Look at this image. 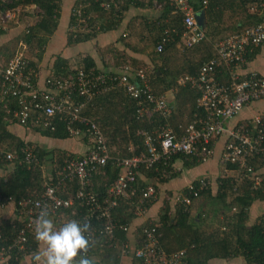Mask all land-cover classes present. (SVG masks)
Here are the masks:
<instances>
[{"label": "built area", "instance_id": "1", "mask_svg": "<svg viewBox=\"0 0 264 264\" xmlns=\"http://www.w3.org/2000/svg\"><path fill=\"white\" fill-rule=\"evenodd\" d=\"M109 1L102 2L100 6L108 9ZM167 2L172 7V13L181 17L183 47L191 48L206 40L205 31L198 26L194 17L197 12L193 8L194 0ZM200 3L205 5L206 0H200ZM22 6L20 0H0L1 31L7 30L9 23L15 25L20 22ZM248 12L257 14L259 21L215 41L212 44L214 54L204 60L194 74L180 75L176 79V86H188L198 92L197 107L204 112L195 113L180 136H176L167 123L172 114V105L164 95L154 93L147 81L146 72L142 69L134 71L132 75L127 73V66L122 72L99 73L93 69H79L66 77L49 74L40 84L38 66H30L22 50H17L5 61L0 68V101L5 103L11 100L15 103L13 118L22 126L32 120L34 125L52 130V119L57 116L63 121L70 138H83L85 149L81 155L63 160L62 166L56 171V176H60L59 181L53 183L49 176L39 196L17 202L16 219L20 222V227L9 243L6 239L1 241L0 264H7L12 253L22 258L34 253V249L27 244L28 235L35 238V223L42 211L49 213L48 218L52 220L56 231L70 220L87 223L89 227L84 235L89 242L99 236L112 238L116 228L128 232L129 226L118 224L113 217L118 200L135 199L134 214L140 217L144 202L156 197V188L152 184L141 188L139 192L135 187L137 169L141 165L148 168L156 162L165 163L178 153L196 157L201 162L211 157L213 143L223 134L225 123L251 102L264 98L262 75L250 71L240 77L236 72L237 67L246 64L249 50L264 44V0L250 4ZM70 16L75 20L70 25L71 30L81 29L86 25L82 4L73 5ZM168 40L167 33L156 45V50L160 51L163 43ZM20 46L24 49V45ZM220 66L228 75L226 82L214 77ZM116 88L122 89L135 101L138 118L149 119L157 115L162 118L163 124L151 131H139L143 137L145 152L116 158V164L122 167V172L108 188L107 196H99L93 189V176L106 165L111 155L102 130L82 110L95 96ZM73 93L79 97L78 100L75 101ZM248 121L229 130L221 158L225 164H236L240 172L257 186L261 184V176L254 169L252 159H264V114H256ZM76 124L83 125L84 128ZM21 152L22 160L27 165L38 164V159L29 146L22 148ZM4 156L8 161L16 157L13 152H6ZM176 171L172 165L168 172L171 174ZM71 183L75 187L69 191L68 185ZM207 186L205 178L196 179L185 190L176 194L173 201L188 210L194 198ZM0 205L4 204L0 202ZM260 217L264 230V213ZM160 236L155 226L147 225L142 228L137 244H131L132 240L119 242V264H124L123 260L130 254L144 264H187L185 250L166 253L160 244Z\"/></svg>", "mask_w": 264, "mask_h": 264}, {"label": "trees", "instance_id": "2", "mask_svg": "<svg viewBox=\"0 0 264 264\" xmlns=\"http://www.w3.org/2000/svg\"><path fill=\"white\" fill-rule=\"evenodd\" d=\"M104 1L108 0L76 1V4H82V14L83 18L86 19V25L81 29L71 30L69 28L66 33L67 45L90 40L100 32L116 28L129 6L143 7L149 4V1L152 2V0H146V3L144 0H110L109 8L104 9L100 6ZM256 1L206 0L205 5L201 4L200 0L194 1V10L201 8L205 10L206 40L191 48L182 47V51L176 52L187 58L183 64L178 66L174 64L175 59H171V53L174 52L175 45L181 41L183 23L179 14L172 13V7L169 6L167 0H156L161 9V14L154 19H142V22L147 23L148 28L153 30L151 37V44H153L152 65H148L149 69L146 71L147 68L144 64L143 66L136 65L133 62L129 64L126 58L120 56L119 60L123 64L119 68L124 69L127 66L132 72L137 69L144 70L153 91L156 94L163 92L175 86L176 79L180 75L194 74L200 64L214 54L211 47L215 41L258 22L260 17L257 14L248 12L249 5ZM20 2L23 6L27 5V9L36 10L37 16L34 22L26 25L22 34L12 40V45L14 49L18 44L24 45V50L26 49L31 56L29 58L24 55L25 58L30 66L37 68L46 43L57 28L61 1L20 0ZM14 4L16 5L17 2ZM74 21L70 17L69 24L75 23ZM2 33L0 30V35ZM167 33L169 40L163 43V48L160 51H157L156 45L162 41ZM7 47L3 45L0 48V55L5 61L12 56V52ZM195 49H202L206 54L199 57V59L187 57L188 52ZM249 54L250 52L246 54V61L249 59ZM70 62L67 58H63L59 54L56 55L50 75L66 77L79 69L83 71L93 69L96 72L105 73L94 68L93 60L89 55H83L78 64ZM243 76L245 74H240V77ZM214 77L221 82L228 80V75L221 66L215 72ZM178 88L177 97L174 98L172 104V114L167 121L176 136L183 133L185 126L192 120L195 113H204L197 107L196 100L199 95L196 90L190 89L188 86H179ZM73 96L75 101L79 99L75 93H73ZM14 107L15 103L11 100L5 103L0 101V166L8 170L5 176H0V202L7 204L12 201L16 209L19 200L39 196L43 191L44 183L49 180V176L52 177L51 181L53 183L59 181L60 176H56V171L62 166L63 160L79 155L60 147L48 149L37 142L24 141L15 136L8 130V126H11V124L19 125L28 130L31 129L34 133L51 139L63 141L70 138L63 121L59 120L57 116L52 119V130L48 127L43 128L42 125H34L32 120H29L26 126H22L13 118L12 110ZM135 111V101L120 88L95 96L82 110L83 114L92 117L102 130L111 155L106 165L93 176V189L99 196H107L108 188L122 172V167L116 164V158L131 157L145 152L143 137L139 131L144 129L151 131L158 125L163 124L162 118L157 115L149 119L138 118ZM247 122L249 121L247 120ZM247 122L245 121V123ZM76 125L84 128L83 125ZM76 139L80 140L81 137ZM25 146L32 149L38 159V164L29 166L22 160L21 150ZM6 152L15 153L16 157L12 161H8L4 156ZM176 161H181L185 167L196 166L201 162L196 157L178 153L165 163L156 162L148 168L141 165L137 169L138 173L135 181L137 191L139 192L141 188L146 187L148 184L155 186L156 182H166L175 176L176 172L169 174L168 171ZM252 162L256 171L264 166V159L260 161L259 157H253ZM226 165L233 169L238 167L236 164ZM44 166L46 167L45 172ZM44 173L47 175L44 176ZM241 176L240 184L237 183L234 177L220 176L218 178L217 196L224 198L227 193L233 196L230 202L232 206L231 213L226 215L222 222L225 227L224 230L220 228L221 226H218L206 234L205 230H199L194 225L189 209L185 210L183 205L175 202L171 205L167 199H164L156 219L147 220L136 227L131 244L138 243L139 234L144 226L153 225L161 234L160 244L163 250L169 253L184 249L187 264H207L211 257L236 255L242 256L247 264H264V230L261 217L259 216V219L250 227L243 226L247 216L246 209L250 203L256 198L264 199V174H260L261 184L257 186H254L250 178L245 177L243 174ZM68 186L70 191L73 190L75 184L71 183ZM241 186L243 188L240 190ZM209 187L208 184L205 189L200 191L199 195L206 193ZM134 201L135 199L118 200V205L113 211V217L118 224H127L130 227L132 223H135L138 216L134 214ZM155 201L156 197L146 200L142 205L143 213ZM18 227H20V222L17 219L0 218V243L4 239L9 243L15 236ZM127 235L128 232L116 228L112 238L106 236L94 238L89 242L88 251L84 252L82 256H77L76 264H79V259L85 257L89 259L90 264H119L117 244L127 240L130 241ZM27 244L34 251H37L39 241L28 235ZM21 260V256L16 257L12 253L7 264H20ZM123 261L124 264H144L142 260L131 254Z\"/></svg>", "mask_w": 264, "mask_h": 264}, {"label": "crops", "instance_id": "3", "mask_svg": "<svg viewBox=\"0 0 264 264\" xmlns=\"http://www.w3.org/2000/svg\"><path fill=\"white\" fill-rule=\"evenodd\" d=\"M60 1L61 9L57 28L47 41L40 63L38 64V80L40 84L45 76L51 74L53 61L58 54L63 58H67L69 61H71L70 63L76 64L80 62L83 55H89L93 60L94 68L104 72H122L124 69H120L119 67L121 64H123V62H121L119 58L120 56H123L128 61L127 63L130 64L133 62L134 64H138L140 66H143L144 64L147 68L146 71H148V65H152L151 55L153 52V44H151V37L153 30L152 28H148V24L142 22V19H154L161 14V9L156 0H152V2L149 1V4H146L143 7L129 6L124 12L123 18L116 28L100 32L94 38L76 43L74 45H67L66 33L70 28L69 21L71 17V8L76 4L77 0ZM144 1L145 3L147 2L146 0ZM22 8L25 10H33L27 9V5L22 6ZM28 22L32 23L31 17L29 18ZM20 26L21 22L15 24L13 29L18 30V27ZM2 32L3 33L0 35V47L4 45L3 43L8 41L11 33H8L7 30ZM181 41L175 45V48L173 49L174 52L171 53V59H175L174 64L178 66L183 64L187 59L185 56L183 57V55L176 53L183 50V44ZM249 52L251 55L249 54V59L246 61L245 66L237 67L236 72L239 74H246L250 71H255L264 77V44L251 48ZM205 54L206 53L203 52L202 49H195L190 50L187 57L189 56L191 59H199V57ZM127 73L129 75L133 74L129 68L127 69ZM178 91L179 88L175 84V86L158 94L164 95L166 100L172 105L174 98L177 97L176 93ZM256 114H264V98L251 102L246 107L241 109L235 117L225 123L223 134L219 136L213 143V153L209 159L192 167H185L181 161H176L173 164V167L177 169L175 176L168 179L166 182L155 183L156 201L149 209L146 210V212H144L140 217L136 218L134 223L135 225L132 223V225L129 227L127 235L128 239H134L133 236L135 235L134 233L136 232V227H138L140 224L150 219H156L157 213L159 212V208L164 199H167L172 205L175 195L183 191L190 182L199 178H205L208 181L210 187L206 193L200 194L194 198L189 207L190 216L193 218L194 225L199 230H205L206 234L218 226H221L220 228L224 230L225 227L222 222L224 217L231 213L232 206L230 202L232 201L231 199L233 196L230 193H227L224 198L217 196L218 178L220 176L234 177L237 183L240 184L239 182L241 180L242 174L238 167L235 169L229 168L225 163H223L221 158L223 146L228 140L230 129L234 128L240 123H245V121L250 120ZM8 130L24 141L37 142L48 149L60 147L61 149L70 150L72 152L74 151L69 147L71 138L63 141L51 139L34 133L31 129L28 130L19 125L12 124L11 126H8ZM64 141H66V143H63ZM80 149L81 148L78 147L77 151L79 152ZM7 172V169H5L3 166H0V176H5ZM258 172L260 174H264V166L259 169ZM242 188L243 186L240 187V190ZM246 210L247 216L243 226L247 228L253 225L259 219V216L264 213V199H254ZM6 217L11 219L17 218L12 202L0 205V218ZM45 247L46 245L44 242L39 241L37 251H34L33 254L22 258L20 264H44L45 258L43 256H41V260L39 261H34L33 258L38 253L42 254L45 250ZM207 264L247 263L242 256L236 255L231 257H211L207 261Z\"/></svg>", "mask_w": 264, "mask_h": 264}, {"label": "clouds", "instance_id": "4", "mask_svg": "<svg viewBox=\"0 0 264 264\" xmlns=\"http://www.w3.org/2000/svg\"><path fill=\"white\" fill-rule=\"evenodd\" d=\"M49 213L42 211L35 223V238L46 245L43 253L34 256V261L41 260L44 264H76L77 256H82L88 250L89 240L84 235L88 230L87 223L70 220L58 230H54ZM79 264H90L89 259H79Z\"/></svg>", "mask_w": 264, "mask_h": 264}, {"label": "rangeland", "instance_id": "5", "mask_svg": "<svg viewBox=\"0 0 264 264\" xmlns=\"http://www.w3.org/2000/svg\"><path fill=\"white\" fill-rule=\"evenodd\" d=\"M36 13H37V11L34 10V9L33 10H25L24 8H22L20 10V16H19L20 17V22H21V26L18 27L19 29L18 30H14L13 29L14 28L13 27L14 25H12L11 23H9L7 25V32L8 33L11 32L10 33V36H9L10 38L8 39V41L6 43H3V44H4V46H8L7 48L12 52V55L17 50H22L23 51V54L25 56L27 55L29 58H31V56L26 51V49L25 50L22 49L19 44L14 49V46L12 45V40H15L17 38V36H19L20 34H22V32L24 31V27H26V25L29 23L28 21H29V18L30 17L32 18V22H34L36 20V16H37ZM0 48H2V47H0ZM4 63H5V59H3V57L0 55V68L3 66ZM63 143H66V141H64ZM69 147L74 150L73 151L74 154L81 155L83 153L84 149H85V142L83 140H81V139L79 140V139L73 138V139H70V146ZM78 147L81 148L79 152L77 151L78 150ZM43 168H44V172H45L46 167L44 166ZM46 175L47 174L44 173V176H46Z\"/></svg>", "mask_w": 264, "mask_h": 264}, {"label": "water", "instance_id": "6", "mask_svg": "<svg viewBox=\"0 0 264 264\" xmlns=\"http://www.w3.org/2000/svg\"><path fill=\"white\" fill-rule=\"evenodd\" d=\"M196 23L198 26L205 31L206 30V18H205V10L203 8L197 10V12L194 14ZM89 249V247H88ZM88 251V250H87Z\"/></svg>", "mask_w": 264, "mask_h": 264}]
</instances>
